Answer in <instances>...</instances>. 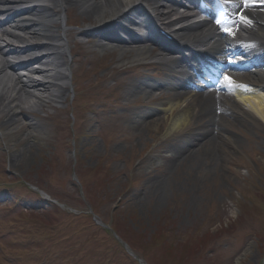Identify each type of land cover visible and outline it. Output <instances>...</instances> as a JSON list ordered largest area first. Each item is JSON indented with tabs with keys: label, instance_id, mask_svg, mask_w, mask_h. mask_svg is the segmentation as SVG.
<instances>
[{
	"label": "rangeland",
	"instance_id": "1",
	"mask_svg": "<svg viewBox=\"0 0 264 264\" xmlns=\"http://www.w3.org/2000/svg\"><path fill=\"white\" fill-rule=\"evenodd\" d=\"M64 16L66 98L21 115L14 132L26 138L0 122V264H264V122L230 116L216 163L167 165L193 120L181 136L165 134L170 119L138 134L132 117L149 99L129 91L170 71L96 47L97 37L81 32L101 22L77 5ZM24 146H32L29 162L11 167L10 150Z\"/></svg>",
	"mask_w": 264,
	"mask_h": 264
},
{
	"label": "bare ground",
	"instance_id": "2",
	"mask_svg": "<svg viewBox=\"0 0 264 264\" xmlns=\"http://www.w3.org/2000/svg\"><path fill=\"white\" fill-rule=\"evenodd\" d=\"M194 1L0 0V52L4 55L0 59L1 124L8 125L6 129L18 140L26 138L22 131L14 132L21 127V115H29L31 108L39 110L50 101L59 103L66 98L70 68L65 58L69 51L66 39L69 32L64 26V12L77 5L81 13L95 16L101 22L98 27L81 32V36L94 34L96 47L117 49L121 62L127 55L139 62L151 58L171 71L165 72L166 76L158 82L142 78L130 85V95L141 92L149 99L147 109L133 114L137 133L151 125L158 128L159 121L164 123L170 119L165 134L178 131L177 135L181 136V127L193 120L194 126L187 128L189 137L173 142L166 164L216 163L218 151L222 149L220 142L230 139L224 135L231 124L230 116L236 120L250 118L254 123L264 122V0H227L233 11V22L241 29L239 32L237 28L233 35L231 31L222 32L230 22L212 25L209 21H196ZM130 24L145 26L148 33L137 37ZM160 29L172 39L159 34ZM245 36L251 40H244ZM214 60L217 65H227L230 69L223 73L218 87L204 89L207 86L199 84L194 73L186 69L192 66L202 70L195 63L207 61L214 65ZM244 66L249 67L250 73L240 70ZM151 67L146 63L134 66L136 69ZM6 68L13 73H6ZM193 82L196 86L190 88ZM161 88L174 90L163 102L152 97ZM231 100L243 104L247 110L238 111ZM162 112L169 113V117L162 119ZM6 133L5 130L3 134ZM31 147L10 150V166L28 163L33 153ZM200 152L205 155L200 156Z\"/></svg>",
	"mask_w": 264,
	"mask_h": 264
},
{
	"label": "snow or ice",
	"instance_id": "3",
	"mask_svg": "<svg viewBox=\"0 0 264 264\" xmlns=\"http://www.w3.org/2000/svg\"><path fill=\"white\" fill-rule=\"evenodd\" d=\"M225 79H227V78H225Z\"/></svg>",
	"mask_w": 264,
	"mask_h": 264
}]
</instances>
